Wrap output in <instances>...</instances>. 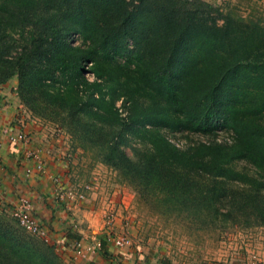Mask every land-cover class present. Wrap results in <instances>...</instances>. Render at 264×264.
<instances>
[{
	"label": "trees",
	"instance_id": "obj_1",
	"mask_svg": "<svg viewBox=\"0 0 264 264\" xmlns=\"http://www.w3.org/2000/svg\"><path fill=\"white\" fill-rule=\"evenodd\" d=\"M212 12L201 0H0V85L15 80L32 117L144 207L192 229L264 227V24ZM181 133L204 139H167ZM2 211L0 264H64Z\"/></svg>",
	"mask_w": 264,
	"mask_h": 264
},
{
	"label": "crops",
	"instance_id": "obj_2",
	"mask_svg": "<svg viewBox=\"0 0 264 264\" xmlns=\"http://www.w3.org/2000/svg\"><path fill=\"white\" fill-rule=\"evenodd\" d=\"M16 81L10 80L0 85V206L10 207L17 203L19 197L31 200L30 214L47 230L50 245L68 264H187L180 260L168 258L162 250L142 249L138 247V233L135 231V219L131 212L134 197L128 188L118 184L112 176L109 183L100 177L94 180L93 189L84 192V200L58 203L53 197V178H57L64 188L81 190L86 184H80L68 170V154L63 146L62 137H57L52 127L32 117L19 103L15 95ZM8 127L9 132L2 129ZM23 133L27 137L25 143L9 144L8 135ZM65 139V138H63ZM36 152L44 166L45 174L32 173L25 177L23 170L33 168V161L27 158V152ZM105 170V169H104ZM112 175V174H111ZM66 207V208H65ZM112 218L106 225V217ZM134 220V221H133ZM75 225V230L71 225ZM258 238L244 244L245 256L250 252L258 255L264 263V229ZM126 235L128 245L116 248L112 245V237ZM84 238L87 242L95 239L104 242L103 250L83 258H74L68 248L72 238ZM257 242L260 252L253 249ZM262 245V246H261ZM253 249L247 251L248 249ZM105 252V257L102 253ZM242 253V252H240ZM187 253L184 252L183 255ZM189 255V254H188ZM230 257V253L222 251L209 258L205 264H247L245 256ZM194 262V259L192 260ZM197 262L196 264H198Z\"/></svg>",
	"mask_w": 264,
	"mask_h": 264
},
{
	"label": "rangeland",
	"instance_id": "obj_3",
	"mask_svg": "<svg viewBox=\"0 0 264 264\" xmlns=\"http://www.w3.org/2000/svg\"><path fill=\"white\" fill-rule=\"evenodd\" d=\"M201 1L211 6L213 9L212 16L216 18L218 24L222 22V18H217L216 14H230L231 16L244 21L260 20L264 24V0ZM40 121L52 127L51 129L57 137H62L63 142H65L63 146L66 149V154L69 155L68 170L75 176V179L81 182L80 184H92L94 180L98 181V178L96 177H100L111 183L112 180L110 179V176H112L118 184L129 189V187L120 183L113 171L101 164L92 162L89 154H84L81 150L75 148L69 136L63 130L51 123L42 120ZM229 135L230 134L228 132H220L218 137H225L227 139ZM167 139L181 148L187 143L190 144L203 141L204 138L196 134L181 133L167 135ZM127 154H130L128 150ZM240 167L243 168L242 165H240ZM76 183L78 184V182ZM77 184L74 183L73 186H76ZM73 186L70 187L73 188ZM131 194H133L132 191ZM133 197L134 207L131 212L133 213V218L135 219V222H133L134 226H137L138 224L135 231L138 233L137 245L140 250L152 249L157 251L161 249L160 251L162 252L163 250L168 258L180 260V262L185 261L187 264H196L197 262H199L198 264H205L208 262L209 258L214 257L216 254H220L222 251L230 253L231 258L235 256V253L238 254L239 257L243 258L245 256V252L243 250L244 244L248 243V241L252 242L257 239L259 232L264 229V227L238 228L231 225L226 226L225 229L212 227L211 225L206 228L192 229V225L185 220L184 217L161 215L147 207H144L135 198L134 194ZM0 211L4 213L6 219L13 221V218L10 215L9 206L6 208L0 206ZM21 231L24 234H28L24 230ZM259 244L260 242H257L254 246L253 249H256L255 252L261 251V249L257 247ZM262 247H264V245ZM253 249L251 248L247 251L249 252ZM184 252L187 254L183 255ZM56 253L59 255L58 252ZM183 258L187 259L184 260ZM193 259L194 262L192 261ZM245 259L247 260V255L245 256ZM61 260L63 261V258H61ZM63 263L68 264L64 261Z\"/></svg>",
	"mask_w": 264,
	"mask_h": 264
},
{
	"label": "built area",
	"instance_id": "obj_4",
	"mask_svg": "<svg viewBox=\"0 0 264 264\" xmlns=\"http://www.w3.org/2000/svg\"><path fill=\"white\" fill-rule=\"evenodd\" d=\"M3 133H8V127H4L2 129ZM9 144L15 145L17 143H25L27 141V137L23 133H14L8 135L7 138ZM27 158L31 159L33 163V168H26L23 170V175L28 177L32 173V169L35 170V173L44 175L45 170L43 163L39 157V155L34 151L27 152ZM53 197L54 200L58 203H65L68 201L76 200L82 201L84 200V192L91 191L93 189L94 184H86L81 187V190H76L74 188H64L61 185V182L57 178H53ZM1 202V201H0ZM31 200L26 197H19L17 203L12 206L10 209V215L17 222L19 227H21L25 232L29 235L38 238L40 241L46 244H50L51 240L47 230L35 219L34 216L30 214L31 211ZM66 208V207H65ZM112 218L106 217V225H110ZM71 227L75 230V225L72 224ZM112 245L116 248H122L128 245V238L126 235H117L112 237ZM68 248L71 250L74 258H83L87 255L96 254L100 249L99 241L93 239L91 242H87L84 238H72L67 243ZM247 264H264L253 252H250L247 257Z\"/></svg>",
	"mask_w": 264,
	"mask_h": 264
}]
</instances>
